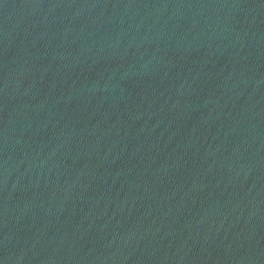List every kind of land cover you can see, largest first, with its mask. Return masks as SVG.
<instances>
[{
  "label": "water",
  "instance_id": "obj_1",
  "mask_svg": "<svg viewBox=\"0 0 264 264\" xmlns=\"http://www.w3.org/2000/svg\"><path fill=\"white\" fill-rule=\"evenodd\" d=\"M0 264H264V0H0Z\"/></svg>",
  "mask_w": 264,
  "mask_h": 264
}]
</instances>
